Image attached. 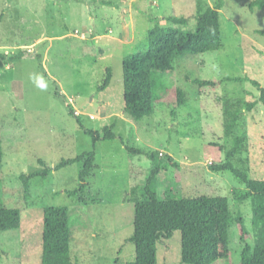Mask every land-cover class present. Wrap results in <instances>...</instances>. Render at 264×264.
Here are the masks:
<instances>
[{"label":"rangeland","instance_id":"1","mask_svg":"<svg viewBox=\"0 0 264 264\" xmlns=\"http://www.w3.org/2000/svg\"><path fill=\"white\" fill-rule=\"evenodd\" d=\"M213 5L216 0H205ZM254 0H224L220 11L222 47L204 54L185 53L175 69L153 74L154 112L140 120L124 110L123 60L147 48L156 24L192 31L198 0H0V113L2 150L0 204L21 210L22 226L0 231V264H41V217L46 206L70 209L71 257L77 264H127L135 260V200L142 197L154 162L126 146L157 151L163 157L156 191L176 198L225 196L243 217L254 245L252 204L238 202L243 189L229 171H214L225 161L222 100L257 99L250 82L223 81L200 87L195 79L249 76L264 85V8ZM183 17L175 24L169 17ZM22 53L21 58H16ZM5 55L4 59L2 56ZM14 58V59H11ZM112 79L98 91L105 69ZM177 88L186 101L172 97ZM113 125L115 139L96 144L97 169L88 180L86 203L66 191L79 184L82 163L53 170L31 181L26 198L22 174L54 167L60 160L92 152V139L80 128ZM247 150L241 155L249 176L264 179V107L257 102L244 115ZM166 155L172 157L169 161ZM181 231L158 243L159 264H183ZM231 255L215 264H239L243 242L236 222L229 229Z\"/></svg>","mask_w":264,"mask_h":264},{"label":"trees","instance_id":"2","mask_svg":"<svg viewBox=\"0 0 264 264\" xmlns=\"http://www.w3.org/2000/svg\"><path fill=\"white\" fill-rule=\"evenodd\" d=\"M224 0H216L209 5L198 0L196 7V28L192 31L178 27H163L156 24L147 35V48L144 51L128 55L123 60L124 112L135 120L151 116L154 112L152 93L153 74L175 69L176 59L185 53L204 54L218 51L222 47V28L220 11ZM250 9L264 8V0H254ZM175 24H184L183 17L171 16ZM264 35V31H260ZM264 52V51H263ZM23 55L19 53L16 58ZM4 59L5 55L2 56ZM14 59V58H11ZM112 79V69H105V76L98 87L104 91ZM250 82L259 95L257 99L243 97H224L222 100L223 133L226 142L225 161L212 165L214 171H229L244 185L243 189H234L233 195L238 202L250 199L252 204V224L255 233L254 245H250L246 236L249 230L243 217L235 215L225 196L200 195L194 198H176L169 191L160 198L156 191L158 174L162 168L163 157L159 152L126 146L132 154L146 155L154 162L149 170L146 182L140 188L142 197L135 200L134 234L131 241L135 246V260L127 264H159L158 243L169 239L175 231H181V249L183 264H215L228 260L231 255L229 229L236 222L241 231L243 249L239 264H264V179L249 176V167L241 155L247 150V134L244 129V115L261 102L264 107V85L249 76H227L222 79H195L200 87H216L223 81ZM185 91L177 88L172 97L178 105L186 101ZM69 114L86 135L92 139L93 151L84 152L73 158L62 159L54 167L43 162L41 169L22 174L20 179L24 194L31 196V181L45 179L53 170H59L74 163H82L79 172V184L66 192L76 201L86 203L84 193L88 180L98 168L96 164V144L101 140L115 139L113 125L105 126L101 131L87 129L81 118L70 108ZM172 161L170 155H166ZM2 150V117L0 113V163ZM42 253L41 264H77L71 257L70 209L67 206H46L41 217ZM22 226L21 210L8 208L0 204V231L17 230Z\"/></svg>","mask_w":264,"mask_h":264}]
</instances>
